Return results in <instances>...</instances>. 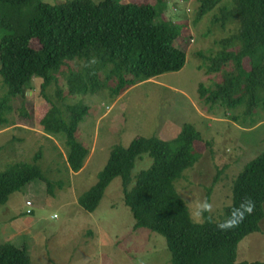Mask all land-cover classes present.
Segmentation results:
<instances>
[{"label": "trees", "instance_id": "obj_1", "mask_svg": "<svg viewBox=\"0 0 264 264\" xmlns=\"http://www.w3.org/2000/svg\"><path fill=\"white\" fill-rule=\"evenodd\" d=\"M200 1L198 17L226 1L231 8L224 5V9L239 18L240 30L210 56L207 71L222 72L223 79L209 86L200 84L199 96L205 104L244 106L242 113L251 117L248 124L252 127L264 120V0ZM164 9L163 0H68L58 4L0 0V76L7 87L0 98V121L6 122L2 115L11 109L10 100L24 96L34 77L42 78L41 94L51 106L40 125L49 135H64L68 166L80 171L89 149L76 132L89 107L82 102L66 104L60 87L58 103H54L46 89L58 84L57 74L70 61L81 64L67 74L70 95L109 89L119 96L146 78L180 70L186 52L177 41L186 26L165 18ZM234 39L240 42L237 49L230 47ZM200 140L195 126L185 123L169 141L138 136L129 146L115 145L98 181L79 197V204L95 211L107 186L120 176L134 228L145 227L163 235L172 254L171 264H264L236 261L239 243L259 231L264 218V151L234 179L232 203L221 218L210 215L207 198L204 220L194 222L175 184L200 159L196 150ZM145 153L152 164L136 175L132 185V170ZM38 159L39 154L35 161ZM35 179L47 181L52 193L54 183L35 163H16L1 171L0 203ZM0 264L32 263L26 247L5 241L0 243Z\"/></svg>", "mask_w": 264, "mask_h": 264}, {"label": "rangeland", "instance_id": "obj_2", "mask_svg": "<svg viewBox=\"0 0 264 264\" xmlns=\"http://www.w3.org/2000/svg\"><path fill=\"white\" fill-rule=\"evenodd\" d=\"M42 1L58 4L68 0ZM163 2L164 17L186 26L177 41L186 52L180 70L146 78L119 96H113L109 89L70 95L67 74L81 66L70 61L57 74L58 84L46 89L54 103H58L60 87L66 104L82 102L89 107L76 132L77 139L89 149L80 171L68 166L64 135H49L40 125L51 106L41 94L42 78L34 77L26 94L12 98L11 109L4 111L0 172L16 163H35L54 183L50 193L47 181L35 179L0 203V243L10 241L26 247L32 264H171L172 254L163 235L145 227L134 228L120 176L107 186L95 211L79 204V197L98 181L115 145L129 146L138 136L169 141L185 123L193 124L201 133L196 142L200 159L175 185L194 222L204 220L207 198L210 215L221 218L224 208L232 203L234 179L246 163L264 151V120L249 127L251 117L242 113L244 106L205 104L199 96L200 84L209 86L223 79L222 72H208L207 63L224 48L226 38L239 33V18L224 9V5L229 9L231 5L224 1L198 17L200 0ZM239 45L237 39L230 47L237 49ZM1 80L0 76V98L7 91ZM152 161L147 153L136 161L132 185ZM26 201L32 205L27 207ZM260 227L239 243L237 262L264 263V218Z\"/></svg>", "mask_w": 264, "mask_h": 264}, {"label": "built area", "instance_id": "obj_3", "mask_svg": "<svg viewBox=\"0 0 264 264\" xmlns=\"http://www.w3.org/2000/svg\"><path fill=\"white\" fill-rule=\"evenodd\" d=\"M28 206H31L32 205V203H31V201H27V203H26ZM31 210L30 209H28V212H30Z\"/></svg>", "mask_w": 264, "mask_h": 264}, {"label": "clouds", "instance_id": "obj_4", "mask_svg": "<svg viewBox=\"0 0 264 264\" xmlns=\"http://www.w3.org/2000/svg\"><path fill=\"white\" fill-rule=\"evenodd\" d=\"M26 203H27V201H26ZM27 205V204H26ZM28 206V205H27ZM28 207H30V206H28ZM29 209V208H28ZM31 210V209H30ZM27 212H28V210H27ZM32 212V210L30 211V212H28V213H31Z\"/></svg>", "mask_w": 264, "mask_h": 264}, {"label": "crops", "instance_id": "obj_5", "mask_svg": "<svg viewBox=\"0 0 264 264\" xmlns=\"http://www.w3.org/2000/svg\"><path fill=\"white\" fill-rule=\"evenodd\" d=\"M85 165V164H84ZM84 167V166H83ZM28 207V206H27ZM28 210V209H27Z\"/></svg>", "mask_w": 264, "mask_h": 264}]
</instances>
